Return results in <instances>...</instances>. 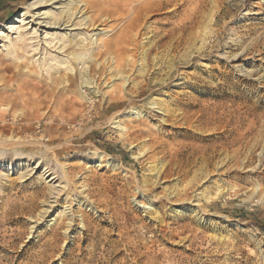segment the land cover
I'll use <instances>...</instances> for the list:
<instances>
[{
  "label": "rangeland",
  "instance_id": "rangeland-1",
  "mask_svg": "<svg viewBox=\"0 0 264 264\" xmlns=\"http://www.w3.org/2000/svg\"><path fill=\"white\" fill-rule=\"evenodd\" d=\"M98 1L0 0V264H264V0Z\"/></svg>",
  "mask_w": 264,
  "mask_h": 264
},
{
  "label": "bare ground",
  "instance_id": "bare-ground-1",
  "mask_svg": "<svg viewBox=\"0 0 264 264\" xmlns=\"http://www.w3.org/2000/svg\"><path fill=\"white\" fill-rule=\"evenodd\" d=\"M98 1V0H97ZM181 0H125V1H118V0H104V2H108L109 4H112L113 6H115L117 9H122V12L125 11V14L127 13H130V11L132 12V19L130 20V22L127 24V29L125 30L124 29V32L123 30H121L122 32L119 34V35H116V37H113L116 38L115 41L114 40H108L105 44H104V47H106L107 49H112V46H117L120 48V50L122 51H125L124 49H126V46H134V49H137L139 50L142 46L139 44V42H135V38L131 35V32L133 30H137V32H140V28L141 29H145L146 31L148 29H151L150 26H146L145 23L142 24V20L144 19V17H146V15L148 14H151L155 11H159V10H162V9H165L166 7H170V6H173L174 8H177L176 10L179 9L180 7V2ZM100 2H102L100 0ZM100 2L98 1L97 2V6H99ZM103 4V2H102ZM105 5V4H104ZM111 5V6H112ZM261 7V6H260ZM262 8V7H261ZM116 10V9H115ZM117 11V10H116ZM250 11H247L245 14L249 13ZM258 12V11H257ZM120 13V12H119ZM124 13V12H123ZM124 14V15H125ZM167 15V13H165ZM130 15V16H131ZM177 16V13H174V14H168L167 18H173ZM25 17V16H24ZM174 26L172 28H163L161 27V29L159 30L158 27L157 29H152L154 30V35H160L162 32L164 35L161 39L165 38L167 39L166 41H163L160 43L161 46L165 47V46H168L169 44H174V43H177L175 44L176 46L177 45H180L183 37L181 38V36L179 35V32L181 30H183V25L180 24V23H173ZM163 25V24H162ZM143 26V27H142ZM153 26V25H152ZM171 27V26H170ZM186 28V27H185ZM191 29V28H190ZM144 32V31H143ZM183 32V31H182ZM189 32V31H188ZM133 33V32H132ZM115 34V33H114ZM112 37V38H113ZM136 37V35H135ZM159 38V37H158ZM137 39V38H136ZM153 43V42H152ZM103 45V44H102ZM152 45V44H151ZM102 47V46H101ZM131 47V46H130ZM153 47V45H152ZM151 48V47H150ZM155 48V47H154ZM130 48L128 47L127 51L129 50ZM106 50V49H105ZM116 50V49H115ZM131 50V49H130ZM133 50V48H132ZM152 50V49H151ZM107 51V50H106ZM149 51V50H148ZM130 52V51H129ZM118 53H119V50H118ZM133 53V52H132ZM136 53V52H135ZM79 53H76L75 56L76 58L78 56H80V54L78 55ZM109 53H107L108 55ZM120 54V53H119ZM122 54V53H121ZM150 54V52H149ZM111 55V53H110ZM123 55V54H122ZM146 55V54H145ZM109 56V55H108ZM113 56H114V53H113ZM131 56V55H130ZM107 57V56H106ZM110 58V57H109ZM117 58V57H115ZM120 58V57H119ZM122 58V57H121ZM123 59V58H122ZM130 59V58H129ZM105 61V59H103ZM111 60V58H110ZM118 60V59H117ZM138 61V60H137ZM104 63V62H103ZM119 63V61H118ZM133 64H134V61L132 60H128V59H125L124 60V63H123V67L122 69H119L117 71V73L115 74V77L117 78L118 76L122 77V80H123V84H127L130 85L132 83V85H135L137 86L138 84L135 82V80L133 78H131L130 76V70L133 68L134 70V67H133ZM111 66V65H110ZM138 66V65H137ZM140 67V66H139ZM110 68V67H109ZM246 72V71H245ZM93 78V77H92ZM133 92V91H132ZM106 94V93H105ZM130 94V93H128ZM133 94V93H132ZM113 98V96H112ZM111 99V98H110ZM113 100V99H112ZM117 101V100H116ZM155 102H152V106L149 107L150 109H152V111L150 112L151 113H159V114H162L163 112L161 111V107L157 106L155 107L154 106ZM151 105V104H150ZM156 108V109H155ZM159 109V110H158ZM135 110V108L133 109ZM154 111V112H153ZM141 111L138 110V113H140ZM4 119V118H2ZM118 126L122 129V126H121V123H118ZM99 154V153H97ZM102 161V155H98L97 159H94V160H91L92 163H94L95 165H99L100 162ZM143 207L145 208H148V206L146 204H142Z\"/></svg>",
  "mask_w": 264,
  "mask_h": 264
}]
</instances>
